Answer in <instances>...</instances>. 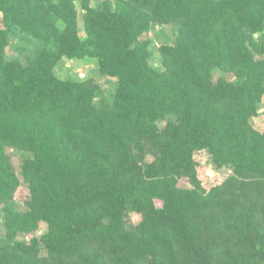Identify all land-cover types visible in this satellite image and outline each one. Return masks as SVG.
<instances>
[{"label":"trees","instance_id":"1","mask_svg":"<svg viewBox=\"0 0 264 264\" xmlns=\"http://www.w3.org/2000/svg\"><path fill=\"white\" fill-rule=\"evenodd\" d=\"M89 1L81 39L72 0H0V264H264V131L249 123L264 96V0ZM153 22L178 25L162 71L141 39ZM17 31L37 48L26 65L7 53ZM62 56L96 57L118 80L112 101L93 103L92 79L56 77ZM7 147L33 153L22 210ZM209 165L229 174L214 181Z\"/></svg>","mask_w":264,"mask_h":264},{"label":"rangeland","instance_id":"2","mask_svg":"<svg viewBox=\"0 0 264 264\" xmlns=\"http://www.w3.org/2000/svg\"><path fill=\"white\" fill-rule=\"evenodd\" d=\"M56 2L57 0H51ZM75 4L77 10V20H78V31L81 39L86 38V33L84 30V14L86 9L82 3V0H72ZM89 6L103 9L104 7H109L112 10L118 9L121 5L118 0H90ZM6 22H5V21ZM7 18L3 13H0V24L7 23ZM19 32V31H17ZM178 34V25L175 23L171 24H161L158 22H153L147 32L142 36V40L148 41V51L149 64L158 71L164 70V65L162 62V55L160 53V47L175 42ZM261 33H256L254 36L258 37ZM34 40L24 33L19 32L10 38V44L7 47V53L17 57L21 63L26 65L29 60L36 54L37 48L33 44ZM54 74L59 79H72L76 81H85L92 79L99 85V92L93 97V103L98 106H103L112 101L115 94V89L118 85V80L116 77H112L107 74H103L100 71L98 60L96 57L84 56V57H68L62 56L58 62L53 67ZM221 75L219 71L215 72V77ZM233 75L229 74L226 76L228 80H234ZM256 113L249 118L250 125L259 132L264 131V96L256 105ZM6 152L10 157L12 164L16 169V173L20 178V185L18 186L14 197L12 199L13 207L17 210L25 209V201L29 197V190L26 183L21 180L20 175V164L33 156V153L29 150L7 147ZM153 156L151 154L147 155V159L151 160ZM207 171L209 173H215L214 181H219L222 177L229 174V169H225L224 172H219L217 168L212 166H207ZM218 174H220L218 176ZM181 187H190V183L187 178H181L178 182ZM139 215L133 210L128 209L124 213V225L126 230L132 231L136 228L139 222ZM5 210L4 205L0 204V238L6 237L5 229ZM44 231H46V225L41 223L39 229L34 233L36 236H40ZM32 234H18V239L29 240Z\"/></svg>","mask_w":264,"mask_h":264}]
</instances>
